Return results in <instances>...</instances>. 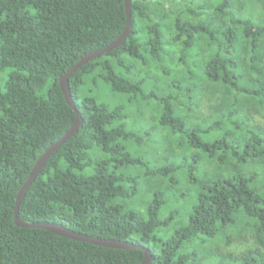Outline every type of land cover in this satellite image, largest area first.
Masks as SVG:
<instances>
[{"label": "trees", "instance_id": "trees-1", "mask_svg": "<svg viewBox=\"0 0 264 264\" xmlns=\"http://www.w3.org/2000/svg\"><path fill=\"white\" fill-rule=\"evenodd\" d=\"M131 22L69 79L83 126L19 216L151 264H264V0H133ZM127 25L125 0H0V264L143 263L15 223L76 121L61 77Z\"/></svg>", "mask_w": 264, "mask_h": 264}, {"label": "water", "instance_id": "water-1", "mask_svg": "<svg viewBox=\"0 0 264 264\" xmlns=\"http://www.w3.org/2000/svg\"><path fill=\"white\" fill-rule=\"evenodd\" d=\"M132 1L133 0H125L126 2V10H127V17H128V25L125 29L124 33L112 44L107 46L104 49L89 53L84 58H82L75 66H73L68 72L61 77L60 79V85L61 89L65 95L67 103L73 108L75 114H76V121L72 125V127L68 130V132L52 144L40 157V159L37 161L36 165L33 168V171L27 180V182L24 184L23 188L18 193L17 202L15 206V223L17 226L25 229H43L50 231L54 234H57L61 237L92 244L95 246L100 247H106V248H113V249H122V250H129V249H141L145 253V257L142 264H151L153 261V255L151 251L147 248H144L142 246L120 241V240H113V239H102V238H95L93 236H88L85 234H81L78 232H75L64 225L61 224H55V223H45V222H38V223H30L25 220H23L19 216V209L22 201L24 200L27 191L31 187V185L35 182L37 177L42 173L44 168L46 167L48 161L54 156V154L64 145L66 144L72 137H74L80 130V128L83 126V118L81 114L79 113L72 97V93L69 87V79L73 76L74 73H76L78 70L82 69L84 66L89 64L91 61L108 54L119 47L123 46V44L126 42L128 37L131 35L133 27L131 22L132 17Z\"/></svg>", "mask_w": 264, "mask_h": 264}, {"label": "rangeland", "instance_id": "rangeland-1", "mask_svg": "<svg viewBox=\"0 0 264 264\" xmlns=\"http://www.w3.org/2000/svg\"><path fill=\"white\" fill-rule=\"evenodd\" d=\"M11 72L12 70L0 71V89L3 91L5 90L6 81L8 80ZM138 144L139 145H137V147L135 148V152L138 157H146L147 154L150 155L153 153V148H156V146L155 145L153 146L151 143L142 142L141 144L140 143ZM137 206H140V209H144V204L141 203V201L137 202ZM175 224L177 226H182L184 225V222L182 220H178L175 222ZM232 250L241 251L242 249L238 247H234L232 248Z\"/></svg>", "mask_w": 264, "mask_h": 264}]
</instances>
